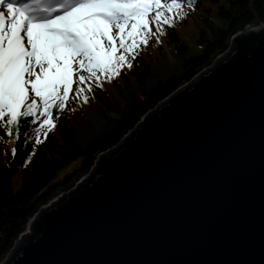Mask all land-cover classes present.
<instances>
[{"label": "water", "instance_id": "95a60500", "mask_svg": "<svg viewBox=\"0 0 264 264\" xmlns=\"http://www.w3.org/2000/svg\"><path fill=\"white\" fill-rule=\"evenodd\" d=\"M247 27L44 205L5 264H264V32Z\"/></svg>", "mask_w": 264, "mask_h": 264}, {"label": "trees", "instance_id": "16d2710c", "mask_svg": "<svg viewBox=\"0 0 264 264\" xmlns=\"http://www.w3.org/2000/svg\"><path fill=\"white\" fill-rule=\"evenodd\" d=\"M178 2L179 11L166 13L168 24H149L152 31L147 43H140L143 33L135 38L131 55L119 67L120 75L109 80L98 74L84 85L72 86L84 91L79 95L70 91L62 108L50 110L55 127L47 138L34 131L42 117H21L20 132L13 136L0 127V262L35 213L71 189L100 153L116 147L148 111L210 65L236 32L247 25L264 24V0ZM188 24L191 28L185 29ZM131 43V39L125 41ZM89 86L93 91H88ZM85 101L101 106L97 108L107 118L104 125L96 127L86 115ZM32 120L36 122L24 123ZM37 138L42 143H35ZM10 139L11 149L7 146ZM13 148H17L15 155Z\"/></svg>", "mask_w": 264, "mask_h": 264}, {"label": "snow or ice", "instance_id": "6c2138e0", "mask_svg": "<svg viewBox=\"0 0 264 264\" xmlns=\"http://www.w3.org/2000/svg\"><path fill=\"white\" fill-rule=\"evenodd\" d=\"M0 6L6 9L0 10V127L13 136L21 117H47L34 130L45 138L55 127L50 110L62 108L70 91L83 93L74 84L120 75L135 38L143 33L140 43H147L149 24H168L166 13L181 9L178 0H0Z\"/></svg>", "mask_w": 264, "mask_h": 264}, {"label": "rangeland", "instance_id": "374dc122", "mask_svg": "<svg viewBox=\"0 0 264 264\" xmlns=\"http://www.w3.org/2000/svg\"><path fill=\"white\" fill-rule=\"evenodd\" d=\"M162 3H164V2H162ZM154 14V13H153ZM151 15V14H150ZM153 25H156V24H154V23H152ZM263 25V29L261 28V32H264V24H262ZM157 26V25H156ZM252 26H254V25H252ZM257 26H259V24H257L256 25V27ZM191 28V26L188 24V25H186V28L185 29H190ZM115 29H113V35H114V33H115ZM259 34V33H258ZM163 42V41H162ZM233 47H234V42L232 41V38L230 39V41H229V46H228V48L223 52V53H221L220 55H218L214 60H213V62L210 64V65H208L207 67H209V66H211V65H213L214 63H216V62H218V61H220V60H222L223 58H225V57H227V56H229V55H231V54H233ZM167 50V49H166ZM207 67H205V68H207ZM204 68V69H205ZM203 69V70H204ZM35 71H39V69L37 68ZM102 85L103 86H105L106 88H107V90H110L109 89V86L107 85V83H102ZM184 85V84H183ZM182 85V86H183ZM182 86H180L178 89H180ZM177 89V90H178ZM176 90V91H177ZM176 91H174L172 94H170L166 99H164L163 101H161L159 104H161V103H164L170 96H172ZM111 94H113L114 95V92L113 91H111ZM99 107H101L100 105H94V103L92 104V105H90V104H88L87 102H85L84 103V110L86 111L85 113H86V115L92 120V122H94L95 123V125H97L96 127H98L99 125H104L105 124V122H107V118H105V117H103V113L102 112H100L99 110H98V108ZM102 110V109H101ZM153 112V110H151V111H148V113H146L147 115H149V114H151ZM45 119H47V117H42V120L44 121ZM132 131V130H131ZM84 135L87 133V131H83L82 132ZM125 137V136H124ZM123 137V138H124ZM7 146L11 149L12 148V139H10V140H8L7 141ZM109 150H107V151H104L103 153H100L99 155H98V158L96 159V161L94 162V164L98 161V159L99 158H105V156H106V152H108ZM94 164H93V166H94ZM92 166V167H93ZM91 167V168H92ZM91 170V169H90ZM89 170V171H90ZM88 171V172H89ZM88 172L85 174V175H83L76 183H75V185L71 188V189H69L68 191H65V192H63V193H59L57 196H55L52 200H57V199H59L60 197H62V196H64V195H66V193L67 192H71V191H73L74 189H76V187H78V185L82 182V180L85 178V176L88 174ZM51 202V201H50ZM49 202V203H50ZM49 203H47V204H49ZM46 204V205H47ZM40 210H41V208L35 213V215L33 216V218L30 220V222H28V224H27V227H26V229H25V235H20L19 237H18V239L15 241V243H14V246L10 249V251L8 252V254L6 255V257L0 262V264H5V261H8V259H10V257L13 255V254H15V252H17V250H18V248L21 246V244H22V242L24 241V239L26 238V236H27V234L29 233V231L31 230V223H32V221H33V219L35 218V216L37 217V215L38 214H40Z\"/></svg>", "mask_w": 264, "mask_h": 264}, {"label": "bare ground", "instance_id": "6f19581e", "mask_svg": "<svg viewBox=\"0 0 264 264\" xmlns=\"http://www.w3.org/2000/svg\"><path fill=\"white\" fill-rule=\"evenodd\" d=\"M261 28L263 29V27H261ZM251 30H252V31H257V30H261V29H260V27H258V26L256 27V25H254V26H252V27H249V28L247 27V28L245 29V31H251Z\"/></svg>", "mask_w": 264, "mask_h": 264}]
</instances>
